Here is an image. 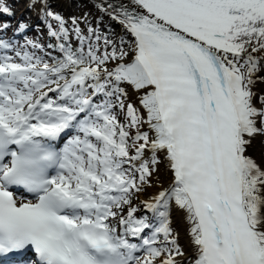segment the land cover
<instances>
[{"label": "snow or ice", "instance_id": "snow-or-ice-1", "mask_svg": "<svg viewBox=\"0 0 264 264\" xmlns=\"http://www.w3.org/2000/svg\"><path fill=\"white\" fill-rule=\"evenodd\" d=\"M0 264H264V0H0Z\"/></svg>", "mask_w": 264, "mask_h": 264}, {"label": "bare ground", "instance_id": "bare-ground-1", "mask_svg": "<svg viewBox=\"0 0 264 264\" xmlns=\"http://www.w3.org/2000/svg\"><path fill=\"white\" fill-rule=\"evenodd\" d=\"M17 6L19 7V10L20 9H23V10H25V8H24V4L23 3H20V4H17ZM16 6V7H17ZM61 7H62V9H63V11H65L64 13H65V15L66 16H68V15H72V14H79L78 13V11H77V9L75 8V7H69L68 5H67V3H61ZM21 12V11H20ZM257 150L259 151V145H257ZM177 227H180V225H179V222H177V225H176Z\"/></svg>", "mask_w": 264, "mask_h": 264}, {"label": "rangeland", "instance_id": "rangeland-1", "mask_svg": "<svg viewBox=\"0 0 264 264\" xmlns=\"http://www.w3.org/2000/svg\"><path fill=\"white\" fill-rule=\"evenodd\" d=\"M9 3H11V0H9ZM16 6L17 5H15V8H16V19H20L21 18V13H25V15L31 17V14L30 13H26L25 10H23V9H20L19 10V7L18 6L16 7ZM63 12H65V11H63ZM35 35H36L35 33H30V36H33L34 37Z\"/></svg>", "mask_w": 264, "mask_h": 264}]
</instances>
